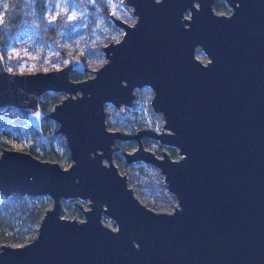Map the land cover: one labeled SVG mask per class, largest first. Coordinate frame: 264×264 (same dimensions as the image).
I'll list each match as a JSON object with an SVG mask.
<instances>
[{
	"label": "water",
	"instance_id": "water-1",
	"mask_svg": "<svg viewBox=\"0 0 264 264\" xmlns=\"http://www.w3.org/2000/svg\"><path fill=\"white\" fill-rule=\"evenodd\" d=\"M122 1L134 20L109 13L122 34L102 46L105 60L84 78H71L87 69L81 58L16 71L0 52V112L14 108L42 143L41 119L50 118L69 157L61 166L0 149V195L51 200L34 237L0 244V264H264V0H224L229 13L215 11V0ZM144 86L161 129H109L105 104L130 107ZM46 91L63 96L43 112ZM144 137L177 156L155 154ZM129 139L136 146L121 151L125 162L159 168L176 198L172 211L143 204L113 162L118 142ZM67 200L83 219L61 214Z\"/></svg>",
	"mask_w": 264,
	"mask_h": 264
},
{
	"label": "rangeland",
	"instance_id": "rangeland-1",
	"mask_svg": "<svg viewBox=\"0 0 264 264\" xmlns=\"http://www.w3.org/2000/svg\"><path fill=\"white\" fill-rule=\"evenodd\" d=\"M7 1L0 0V19L6 8ZM105 2L110 7L111 13L115 16L120 17L128 23L134 20L131 7L126 5L122 0H105ZM223 4L225 8L218 12L229 13L230 8L224 0ZM63 12L66 13L67 18H81L78 21L72 22L66 30L61 31L60 46L63 48L66 57L62 61L55 59L58 51L51 45H47L43 53H41V44L36 40L34 31L30 28H25L15 36L5 52L7 58L20 56L16 64V71H33L35 67H38V70L54 69L67 62L70 58H82L90 69H95L103 63L105 57L102 46L110 40H118L122 34V29L116 27L109 19L100 14H97L91 21L86 14V8L76 0H46L45 13L50 20ZM195 56L202 62L208 59L200 47H196ZM4 63L6 68L11 70L6 61ZM90 69L87 71L86 76L91 75ZM151 94V89L148 86H144L135 91V98L130 107L116 109L109 103L105 104V122L107 127L109 129L120 130L127 134L134 133L140 127H147L159 131L163 123V118L159 112L153 111L150 107L149 100ZM139 121H142V125H140ZM3 141L8 145V148L25 151L32 150L39 156L43 154L40 146L35 145L33 134L27 129L22 130L20 136L11 134L8 137H4ZM129 141L131 144L127 146L126 150L131 151L136 146V142L132 139H129ZM142 141L145 148L152 150L157 155H160V151L165 149L171 157L174 158L177 156V151L174 147H167L150 137H144ZM63 145L56 137L52 139V149L59 157L57 161L61 166H66L69 163V157L65 140ZM119 151L113 152V162L118 170L126 175L128 185L131 186L135 196L153 210L172 211L176 204V198L167 190L163 180V174L159 168L154 164L144 161L126 163ZM41 197L45 208L50 207V198L48 196ZM76 202L86 207L83 201L76 200ZM61 214L69 218L83 219L81 209L76 205L70 206L66 201L62 202ZM102 221L112 228L115 227L113 220L105 215L102 216ZM36 227L37 225L34 227L35 230L33 232L18 242L5 239L7 236L5 234L0 244H22L35 236Z\"/></svg>",
	"mask_w": 264,
	"mask_h": 264
},
{
	"label": "trees",
	"instance_id": "trees-1",
	"mask_svg": "<svg viewBox=\"0 0 264 264\" xmlns=\"http://www.w3.org/2000/svg\"><path fill=\"white\" fill-rule=\"evenodd\" d=\"M79 4L86 8V14L92 21L93 18L100 14L108 18L111 13L110 7L105 0H76ZM46 0H8L6 8L0 19V52L4 61L10 66L11 70H15L16 64L20 56L15 58L6 57V49L13 41L15 36L23 29L30 28L35 33V38L41 44V53L47 45H51L58 51L55 59L62 61L66 54L60 46V35L62 30L70 27L72 22L78 21L81 18H67L66 13H60L50 20L45 13ZM214 9L218 12L225 8L223 0H215L213 3ZM82 59V58H81ZM69 60V59H68ZM87 69L81 73H71L72 79H80L86 76L90 67L86 64ZM38 70L35 67L33 71ZM62 93L54 91H46L39 100V106L43 112H48L52 105L60 100ZM142 125V121H139ZM41 131L47 136V141L42 143L39 134L31 127L26 125L21 119L19 113L11 107L0 112V149L8 145L3 141L4 137L11 134L20 136L22 130L31 131L35 139V145H39L42 150V156L37 155L32 150H26L33 155L48 160L59 159L58 155L52 149V139L57 138L63 145L64 138L55 133L56 123L50 118L43 117L40 123ZM141 128V127H140ZM131 142L129 140L118 142L119 152L126 150ZM65 147V145H63ZM174 154V152H173ZM70 206H75L74 201H66ZM45 206L42 202V197L22 196L12 194L10 196L0 195V241L7 234L5 239L10 241H21L29 233L35 230L38 219L41 217Z\"/></svg>",
	"mask_w": 264,
	"mask_h": 264
}]
</instances>
